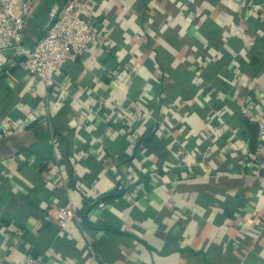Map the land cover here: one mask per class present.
Here are the masks:
<instances>
[{
  "label": "crops",
  "instance_id": "crops-1",
  "mask_svg": "<svg viewBox=\"0 0 264 264\" xmlns=\"http://www.w3.org/2000/svg\"><path fill=\"white\" fill-rule=\"evenodd\" d=\"M41 5L26 46L48 26ZM86 14L109 45L67 62L63 89L0 51V262L263 264L259 127L243 112L264 109V0H95ZM67 203L78 220L61 230Z\"/></svg>",
  "mask_w": 264,
  "mask_h": 264
},
{
  "label": "built area",
  "instance_id": "built-area-1",
  "mask_svg": "<svg viewBox=\"0 0 264 264\" xmlns=\"http://www.w3.org/2000/svg\"><path fill=\"white\" fill-rule=\"evenodd\" d=\"M42 2L0 0V51H16L21 57L19 66L24 71L43 83L48 90H59L67 84L57 81L64 65L90 54L96 47L108 46L110 37L95 28L86 14L95 0H67L51 10L44 34L33 45L26 46L27 20ZM120 74L119 70L111 71L109 78L125 89L128 87L126 81L114 79ZM243 114L259 127L256 151L249 154V168L260 170L264 166V109L257 110L256 102L251 98L247 100ZM99 206L104 207L105 203L101 202ZM55 218L61 230H68L78 220V214L75 206L67 203L58 208Z\"/></svg>",
  "mask_w": 264,
  "mask_h": 264
},
{
  "label": "trees",
  "instance_id": "trees-1",
  "mask_svg": "<svg viewBox=\"0 0 264 264\" xmlns=\"http://www.w3.org/2000/svg\"><path fill=\"white\" fill-rule=\"evenodd\" d=\"M63 0H43V3L39 9V15L42 16L44 14V16L48 17L52 6L56 3V2H62ZM43 16V17H44ZM111 197V196H110Z\"/></svg>",
  "mask_w": 264,
  "mask_h": 264
},
{
  "label": "water",
  "instance_id": "water-1",
  "mask_svg": "<svg viewBox=\"0 0 264 264\" xmlns=\"http://www.w3.org/2000/svg\"><path fill=\"white\" fill-rule=\"evenodd\" d=\"M66 2H67V0H63L62 2H56V3L52 6L51 10H52L55 6H59V5L65 4ZM50 12H51V11H50Z\"/></svg>",
  "mask_w": 264,
  "mask_h": 264
}]
</instances>
